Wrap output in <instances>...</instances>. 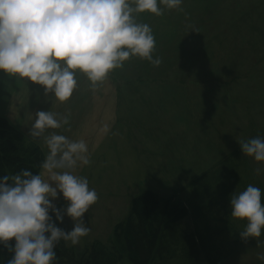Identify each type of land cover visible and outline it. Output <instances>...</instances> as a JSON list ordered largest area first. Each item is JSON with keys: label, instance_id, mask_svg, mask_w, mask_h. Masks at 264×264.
<instances>
[{"label": "rangeland", "instance_id": "rangeland-1", "mask_svg": "<svg viewBox=\"0 0 264 264\" xmlns=\"http://www.w3.org/2000/svg\"><path fill=\"white\" fill-rule=\"evenodd\" d=\"M158 6L161 15L136 14L137 22L152 29L158 65L132 56L95 88L77 72V87L65 102L48 101L43 86L0 70V116L36 143L44 158L46 145L30 137L40 110L69 115L67 124L45 135L54 131L88 144L90 163L78 166L76 174L87 178L98 200L83 217L88 234L76 245L65 242L77 253L93 241L106 242L134 197L149 189L163 200L174 197L190 212L208 213L203 234L211 236L216 252L225 249L228 264H261L257 253L264 252V231L247 241L240 237L246 221L230 217V196L252 184L261 189L264 203V162L245 156L239 144L264 139V0ZM222 161L224 172L210 183L224 187L194 209L191 182ZM53 202L61 208L67 203L62 194ZM55 222L66 231L75 223L67 215ZM200 223L190 214L181 226L193 231ZM222 228L227 232L218 235Z\"/></svg>", "mask_w": 264, "mask_h": 264}, {"label": "clouds", "instance_id": "clouds-1", "mask_svg": "<svg viewBox=\"0 0 264 264\" xmlns=\"http://www.w3.org/2000/svg\"><path fill=\"white\" fill-rule=\"evenodd\" d=\"M183 0H0V70L43 86L53 102H65L77 87L76 73L86 75L93 88L132 56L153 60L151 27L136 14L161 15L158 4L179 9ZM69 115L40 110L30 137L47 147L41 171L21 169L0 175V244L13 252L7 264H53L60 241L76 245L90 228L83 217L98 200L77 167L90 163L89 146L49 132L67 124ZM245 156L264 162V139L239 140ZM257 173L260 168L255 169ZM62 194L66 207L53 202ZM230 217L246 221L240 237L258 238L264 231V203L260 188L249 184L230 196ZM55 221L64 215L75 223L66 231ZM15 241L10 244L9 241ZM259 244V240H257ZM264 264V252L257 253Z\"/></svg>", "mask_w": 264, "mask_h": 264}, {"label": "trees", "instance_id": "trees-1", "mask_svg": "<svg viewBox=\"0 0 264 264\" xmlns=\"http://www.w3.org/2000/svg\"><path fill=\"white\" fill-rule=\"evenodd\" d=\"M43 160L41 148L29 141L6 117L0 116V175H12L21 169L38 173ZM223 164L224 161L215 170L191 182L189 199L194 209L195 205L204 207L207 200L213 199L211 194H215L218 187L220 191L224 187V184L210 183L224 172ZM190 214L201 222V228L188 231L181 226L182 220ZM207 214L190 212L187 205L174 197L163 200L157 192L143 189L134 197L127 217L116 224L106 242L93 241L79 254L73 246L60 241L53 264H220L226 258H223L225 249L216 252L211 236L203 234L209 228ZM226 229L222 228L218 235L227 232ZM9 243L14 244V239ZM223 243L227 245L228 241ZM12 255L8 247L0 244V264H7Z\"/></svg>", "mask_w": 264, "mask_h": 264}, {"label": "crops", "instance_id": "crops-1", "mask_svg": "<svg viewBox=\"0 0 264 264\" xmlns=\"http://www.w3.org/2000/svg\"><path fill=\"white\" fill-rule=\"evenodd\" d=\"M43 91H44V90H43ZM52 95H53V94L48 93V94L46 95V99L49 101L50 99H52ZM225 246H226V244H225ZM223 263H227V264H228V261L226 260V258L223 260Z\"/></svg>", "mask_w": 264, "mask_h": 264}]
</instances>
